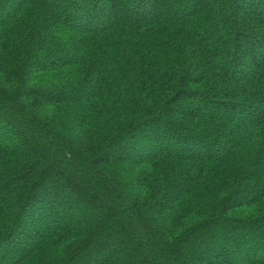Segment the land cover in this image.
Here are the masks:
<instances>
[{
    "label": "trees",
    "instance_id": "1",
    "mask_svg": "<svg viewBox=\"0 0 264 264\" xmlns=\"http://www.w3.org/2000/svg\"><path fill=\"white\" fill-rule=\"evenodd\" d=\"M0 264H264V0H0Z\"/></svg>",
    "mask_w": 264,
    "mask_h": 264
}]
</instances>
